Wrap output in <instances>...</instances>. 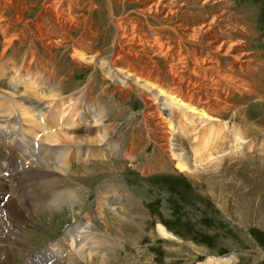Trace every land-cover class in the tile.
<instances>
[{
    "label": "bare ground",
    "instance_id": "obj_1",
    "mask_svg": "<svg viewBox=\"0 0 264 264\" xmlns=\"http://www.w3.org/2000/svg\"><path fill=\"white\" fill-rule=\"evenodd\" d=\"M42 1L40 15L36 21L31 22L27 19L25 21L22 18L23 15L21 16L24 3L23 6L20 5L16 8L18 12H15L12 17H7V10L12 0H0V57L4 56L9 50H13L17 42L25 41L28 43L25 48L27 53L24 52L27 54H25L27 68L24 67L25 73L21 75L23 80L20 81H24L26 88L31 91L36 86L44 88L45 90L42 91L43 97L53 101L58 97V93L66 90L68 84L62 81L64 76L61 77L60 74L56 73L55 65L53 66L51 61L54 60L55 55L52 54L51 60L49 58V60L42 59L41 54L35 50L37 46L35 47L33 41L29 42L30 36H36L39 39V37H42L40 28L48 25L56 29L63 37L69 35L68 31L70 29L78 28L83 29L81 40H86L89 36L96 38L102 35L104 37L103 43L105 45L110 44L106 49L111 52L113 48L114 58L112 61L100 62L97 56H94L90 60L89 66L93 67L95 72L88 78L89 81L85 86L87 93L91 95L94 92L93 90H95L94 88H96L95 86L100 78L98 72L102 73L101 79L103 81L101 82L103 84L99 86L96 94L93 95V98L100 100L96 109L82 111V116L88 119V123L96 124L99 130L88 127V134H80L73 126H59V123H57L58 117L55 120V111L51 112V109L41 113L42 108H40L39 118H34L32 113L34 107L30 106L32 104L28 103L29 100L24 95L20 96L18 100L1 98L0 106L9 111V114L8 112L5 114L11 116L16 109L19 110L22 118H28V121L24 122L31 126V131H28V133L33 134V132H36L35 130L41 129L40 132L42 131L41 134L44 135L42 139L50 142L53 146L61 145L65 140H74L78 146L72 150V154L85 155L84 158H87L88 162L90 159H98L93 169L91 168L85 173L87 175L86 179L92 181L95 174L99 172L104 171L103 173L108 175L109 171L117 169L115 164H105L102 159L103 155L107 158L113 154L120 155V142L119 144L116 142L111 143L109 136L114 132L115 120L120 116L121 109H124L120 104V91L122 92L125 85H129L128 90H135L147 107L141 119L138 120L140 123H132L131 121L129 124V140L132 141V144L135 141H138L139 145L142 143L141 138H137V136L134 138L133 131L137 127V123L138 128L143 123L147 131L145 137L163 149L169 158L175 160V167L180 172H184L196 181L200 179L204 172L212 171L209 172L207 178L215 181L217 186L224 188L227 184L228 174L232 175L233 179L236 176L241 177V181L248 187L246 189L248 193L246 197L241 198V200L243 199L242 202L240 201L238 205L235 204V206L237 205L238 218L240 222H256L263 227L264 221L260 216V212L264 210V189H262V186L257 185V181L263 176L262 172H264V168L261 166L264 157L260 158L261 153L264 152V147L260 143L258 144V151L249 154L255 142L249 138L252 133L251 123L248 122L245 111L238 110L240 103L242 104L245 98L262 99L263 93L261 95L255 87V80L259 78L254 79L261 62L245 50L243 38L240 37V39L237 36L245 33L246 29L241 24V17L236 18L232 12H229V9H226L227 6L223 5L219 9L213 6L207 7L208 16L206 17L193 16V13L191 15V12L183 9L181 5L194 3L195 0H134L135 3L139 4V9L136 12L143 16L146 21L148 17L158 21V24L149 26V22L140 24L133 17L116 15L115 8L120 0H105L109 17L107 25L109 24V27L101 28V22H103L101 19L95 22L91 19L94 11L101 12L100 10H102L104 4L100 1ZM200 1V7L203 8L211 0ZM85 13H89L88 16ZM144 25L147 30H144ZM113 42H115L114 45ZM123 43L125 44L123 45ZM60 45L61 43L55 48L58 49ZM135 46L141 47V51L136 50ZM76 49V46L65 45L62 53H76ZM106 49L103 54L108 56L110 52ZM80 56L83 57L82 54ZM157 57L164 60L168 79L163 80L165 72L159 68ZM138 62L139 64L140 62L144 63V66L139 67ZM34 64L39 65L43 70H48V77L54 79L53 87L48 88V83L38 82V80L30 77V68ZM260 70L262 71V69ZM54 72L56 76H54ZM107 81L112 83H107ZM110 85L115 87L112 89ZM9 86L12 89L16 88V85L11 82ZM4 100L6 101L3 103ZM238 101L241 102L237 103ZM231 111L233 114L231 113L232 118L230 119L232 120H224L223 115ZM74 112L76 113V111ZM59 114L63 113L59 112L57 116ZM155 116L162 118L168 126L166 134L164 133L162 136L153 133L154 129L151 127L153 123L151 121ZM12 118L3 121L7 123V126L5 123H0V139L5 143L7 141L9 146L6 150L9 158L6 154L5 158L7 156V159H10L6 163V159L2 160L0 157V169L9 172L8 178L0 174V190L2 193L9 192L12 195L19 193L18 195L22 199L17 198L18 201L14 204L0 205L1 235H3L5 228L9 229L8 224L15 221V216L20 214L22 211L21 206L25 208L22 205L23 202H29L32 207L31 210L27 211L26 216H33L38 213L44 214L47 210L58 212L59 207H61L60 202H62L60 196L57 195L58 192H54L56 189L54 186V191L52 190L51 186L54 183L51 180L46 181L47 183H44L43 180V183L40 184L37 181L47 175L45 172L54 171L50 167L52 161L57 160V152L60 153L61 150L47 149L41 145L42 148L39 149L38 154H35L34 145L30 146L28 139L24 140L21 136L22 133H19L21 119L18 122L16 118ZM237 119L239 123H237ZM39 120L43 123L46 121L47 125H44L43 128L41 123L38 122ZM54 121L56 123L52 125ZM9 124L13 127L11 128ZM119 133L120 128L118 129ZM18 137L20 140H18ZM116 137L120 138V134ZM157 138L164 139L165 142L160 143ZM263 139L264 137L261 140L263 141ZM86 144L87 146H84ZM254 146L256 145L254 144ZM69 149H66V155ZM129 152L130 158L131 156L134 158L136 152L133 151V147ZM19 158L23 159L22 163H18ZM190 159L191 166L188 162ZM245 159L247 162L244 165H248V168H244L249 171L248 174L244 168L237 169V171L232 166L243 163ZM224 164H227L226 168H222ZM65 167L68 168L66 165L58 168L67 173ZM153 167L161 170L166 169V166L162 163ZM145 168L146 171L150 169L148 165ZM83 169H87V166ZM248 182H252L253 185H248ZM110 189L117 193L120 187L112 185ZM50 190L52 191L49 192ZM47 191L49 192L48 196L45 195ZM72 193L70 192L69 196ZM249 194L251 197H248ZM128 197L130 203L124 211L132 213L138 207V199L133 194H128ZM35 204L37 205L35 206ZM33 206L36 208H33ZM98 210L101 215L103 210L100 205ZM3 212L7 213V220ZM114 217L119 222L120 227V212L114 214ZM157 232L163 237H172L163 224L158 223ZM11 233L12 230H9V236ZM23 235L25 236L26 233ZM62 244L61 240L55 246L62 249ZM0 247V264H10L11 261L21 255L17 250L16 242L11 239L5 240L4 243L1 242ZM47 250L48 248H43L39 257H37V253L28 256L29 260L27 261L23 258L20 264H35L39 261L37 264H46L50 260L44 259L45 255L50 254V252L46 253ZM43 252L46 254L44 255ZM232 260V258L226 259L224 264H229ZM57 261L56 259L52 264H58ZM71 262L72 264H78V260L69 258L68 263ZM100 263L108 264L104 263L103 260ZM204 264H223V260L212 258Z\"/></svg>",
    "mask_w": 264,
    "mask_h": 264
},
{
    "label": "rangeland",
    "instance_id": "obj_2",
    "mask_svg": "<svg viewBox=\"0 0 264 264\" xmlns=\"http://www.w3.org/2000/svg\"><path fill=\"white\" fill-rule=\"evenodd\" d=\"M97 1L105 5V0ZM183 1L181 2L183 3ZM23 3L22 18L25 21H36L42 11V0H12L7 10V17H12L15 12H18L16 8L20 5L23 6ZM179 4L181 5V3ZM200 4V0H195L194 3H185L181 6L191 12V15L193 13V16L201 15L203 17L208 16L207 7L213 6L219 9L222 5L227 6L226 9H229V12H232L236 18L241 17V24L246 27L245 33L237 35L238 38H243L245 50L261 62L260 68L257 70L261 76L256 72L255 77L257 78L254 77V79L259 78L255 80L257 82H255V87L261 95L263 93L262 99L256 100V98L251 97L245 98V103V100L242 104L241 101L237 102L240 103L238 110L245 111L248 122L251 123L252 133L249 138L256 143H253L249 154L254 153L256 150L258 151V144L261 143L264 147V139L261 140L264 137V0H211L203 8L200 7ZM104 5H102L101 12L94 11L91 16L94 22L98 19L103 21L101 28L109 27V24L107 25L109 17L106 5ZM138 9L139 4L135 3L134 0H120L115 8V14H120V17H133L140 24L144 22H149V26L158 24V21L151 17H148L146 21L143 16L136 12ZM88 14L85 13L86 16ZM143 27L144 30H147L145 25ZM40 31L42 37L37 39L36 36H30L29 42L33 41L35 47L37 46L35 50L41 54L42 59L51 60L52 54L55 55L54 60L51 61L53 66L55 65L56 73L60 74L61 77L64 76L62 81L68 84L66 90L58 93V97L50 101L42 95L44 88L36 86L37 88L34 87L32 91L26 88L25 82L20 81L23 80L21 75L25 73L24 69L27 68L25 48L28 43L24 41L17 42L18 44L16 43L13 50H9L0 57V99L18 100L20 96L24 95L28 98V103L32 104L30 106L34 107V109L32 108L34 118H39L40 108H42L41 113L51 109V112L55 111V120L58 117L59 126H73L80 134H88V127L98 129L96 124H89L88 119L82 116L83 110H95L99 105L100 100L93 98V95L103 84L101 82L103 81L101 79L102 73L98 72L100 78L96 88H94L95 90H93L94 92L92 91L91 95L87 93L85 86L89 81L88 78L95 72L89 64L94 56H97L100 62L112 61L114 58L113 48L111 52L106 49L110 44L105 45L103 43L104 37L102 35L96 38L89 36L86 40H81L83 33L81 28L70 29L69 35L65 37L61 36L50 25L41 27ZM59 42L61 45L56 49L55 46L59 45ZM65 45L76 46L77 52L63 54ZM140 48L135 46L138 51H141ZM105 49L110 52V55L105 56L103 54ZM157 58L159 68L165 72L167 67L164 60ZM138 66L143 67L144 63L140 62L139 64L138 62ZM30 70L32 79L48 83V88L53 87L54 79L48 77V70H43L37 64H34ZM56 73H53L54 76ZM166 75L167 72H165L163 80L168 79ZM10 82L16 85L15 89L10 88ZM107 83L112 82L107 81ZM112 85L110 87L113 89L115 86ZM128 88L129 85H125L122 92L120 91V104L124 109H121L120 106V116L115 120L114 132L109 136L111 143L119 144L120 142V155L113 154L108 158L103 155L102 159L105 164H115L117 169L109 171L108 175L103 173L104 171L99 172L95 174L92 181L86 179L85 173L87 170L93 169L98 159H90L88 162V159L84 158L85 155L72 154V150L78 146L74 140H65L61 145L53 146L50 142L42 139L44 135L41 134V129L29 134L28 131H31V126L24 123L28 121V118H22L17 109L15 110L16 113L11 115L13 118L7 116L5 113L8 112L9 114V111L0 106V123L4 124L3 121L7 118H16L18 122L21 119L19 133H22L21 136L24 140L28 139L30 146L34 145L35 154H38L42 147L61 150L60 153L57 152V160L52 161L50 169L52 168L54 171L45 172L47 177L37 180L38 184L43 183V180L44 183H47L48 180L54 183L51 187L52 190L54 189L53 186L56 188L53 191L58 192L57 195L62 200L60 202L61 207H59L58 212L47 210L46 213H38L33 217L26 216L27 211L32 209L31 204L29 202L22 203L26 209L21 206L22 211L15 216V221L10 222V224L7 223L9 229L5 228L3 235L0 234V243L11 239L16 242L17 250L21 253L10 264H20L23 258L27 261L29 260L28 256L37 253V257H39L43 248H48L47 252L45 251L47 254L50 252L47 256L43 252L44 259H50L46 264H52L56 259L58 264H69V258L78 260V264H101V260L108 264H204L212 258L223 260V264L226 259L230 258L233 260L229 264H264V224L261 227L256 222H240L236 213L238 203L242 202L243 199L241 200V198L246 197L248 193L246 191L248 187L241 181V177L236 176L233 179L232 175L228 174L227 184L224 188L217 186L215 181L207 178L212 171L204 172L196 181L184 172H180L175 167V160L169 158L163 149L145 137L147 131L143 123L139 128L137 123V127L133 131L134 138L136 136L141 138L142 143L139 145L138 141H135L132 144V141L129 140V124L131 121L132 123L139 122L138 120L141 119L147 107L137 92L135 90L129 91ZM117 99L119 100L118 97ZM69 103L71 105L68 106ZM74 111L78 114L76 115ZM59 112L63 114L57 116ZM231 113L232 111L225 113L223 115L224 120H232L230 118H232L233 113ZM61 115L64 116L61 117ZM40 120L38 122L44 128L47 122L44 121L43 123ZM151 122L153 123L151 126L154 129L153 133L157 136L164 135L168 130L166 122L158 116L153 117ZM55 123L54 121L52 125ZM237 123H239L238 119ZM5 125L7 126V123ZM9 126L13 127L10 124ZM119 128L120 138H117ZM254 135L257 137L255 138ZM157 139L160 143L165 142L164 139ZM18 140H20L19 137ZM8 147V142L5 143L0 139V157L2 160L5 158V154H8L6 151ZM131 147L136 152L134 158L129 156ZM67 148L70 149L66 155ZM141 151L142 153H140ZM7 156L5 158L6 163L10 160L7 159ZM260 156L258 157H264V152ZM22 160L19 158L17 161L22 163ZM188 162L191 166V159ZM245 162H247L246 159L243 160V163H237V166L235 165L237 168L232 166L236 170L248 168V165H244ZM161 163L166 166V169L161 170L153 167ZM262 163L261 166L264 168ZM64 165L68 167H65L67 173L58 168H62ZM147 165L150 169L146 171ZM7 166L9 165L7 164ZM85 166L87 169L84 170ZM226 167L227 164L222 165V168ZM244 170L246 171L245 168ZM246 172L249 173L248 170ZM0 174L6 178L9 176V172L2 169H0ZM262 174L263 176L259 178L257 185L264 189V172ZM247 184L251 186L252 182ZM112 185L120 187L119 192L116 193L110 189ZM49 192L47 191L45 195L48 196ZM70 192H73L71 196H69ZM18 194L2 193L0 190V205L16 203L17 198L22 199ZM128 194H133L138 199V207L132 213L124 211L130 203L129 197L127 198ZM248 197H251L250 194ZM235 204L237 205L235 206ZM99 205L103 210L101 215L98 210ZM33 208L36 207L33 206ZM118 211L120 212V227L119 222L114 217ZM3 214L7 220V213L3 212ZM260 216L264 221V210L260 212ZM158 223L163 224L172 237L166 238L159 235L157 232ZM9 230H12L10 236ZM24 233H26L25 236ZM61 240L62 249H59L55 244Z\"/></svg>",
    "mask_w": 264,
    "mask_h": 264
}]
</instances>
